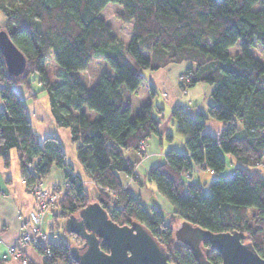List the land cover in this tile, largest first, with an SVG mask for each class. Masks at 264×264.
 <instances>
[{"label": "trees", "instance_id": "trees-1", "mask_svg": "<svg viewBox=\"0 0 264 264\" xmlns=\"http://www.w3.org/2000/svg\"><path fill=\"white\" fill-rule=\"evenodd\" d=\"M109 4L120 7V21L132 24L127 44L102 17ZM0 13V34L23 57H6L0 45V159L9 167L11 151H18L27 187L42 182L53 167L64 170L67 188L56 216L66 220L98 202L113 222L144 226L174 264H197L189 247L175 239L182 222L212 233L238 231L264 258V61L252 54L257 44L264 50V0H0ZM237 45L240 52L231 56L229 49ZM51 54L61 72L54 82L45 67ZM95 58L104 59L114 75L101 74L88 90L81 76ZM183 62L192 67L182 75V91L210 85L213 104L207 112L194 113L182 104L172 108L187 154L171 149L147 173L174 209L167 220L156 206L145 208L121 178L136 179L126 153L143 154L141 145L161 136L163 109L149 103L132 119L125 95L138 91L143 71ZM34 75L40 91L48 94L55 122L69 130L86 177L98 188L95 198L73 174L60 140L41 141L33 132L16 88L31 90ZM86 109L97 116L90 119ZM209 118L223 123L218 135L207 130ZM222 153L235 161L230 176L223 175L227 162ZM194 166L217 175L208 189L194 180L195 174L185 177ZM68 235L72 243L58 235L36 248L43 264H78L71 248L82 245V239ZM203 250L212 264L222 263L209 243Z\"/></svg>", "mask_w": 264, "mask_h": 264}, {"label": "crops", "instance_id": "crops-1", "mask_svg": "<svg viewBox=\"0 0 264 264\" xmlns=\"http://www.w3.org/2000/svg\"><path fill=\"white\" fill-rule=\"evenodd\" d=\"M120 8V7H119ZM3 22V19H2ZM259 48V52L264 54V50L260 44L252 50V54L262 60L260 55L255 51ZM240 52V46L237 45L229 49V54L235 56ZM192 67L190 62L178 64H169L158 70L143 71L144 80L135 94L126 93V106L131 109V118L134 119L138 111L146 104L152 103L154 108H162L159 115L161 123L159 131L161 136H151L145 144L144 150L138 152L130 150L126 153L127 158L135 164L134 180L128 176H122V183L125 189L142 202L145 208L156 206L164 212H174L171 204L153 188L151 182L147 178L150 168L162 164L166 153L171 149H176L187 154L185 146V138L177 132L175 121L171 117L172 108L176 104H182L189 107L192 112H207L208 108L213 104L211 97L212 86L207 84H198L186 91L181 89V75ZM151 88L154 89L152 94ZM37 93L36 97L33 94ZM22 97L27 105V114L30 118L33 132L42 141L46 137L56 136L66 153V160L73 169V174L82 178L83 184L87 190L89 188H97L95 184L85 175L82 165L77 160L75 145L71 142L70 132L66 128L59 127L51 114V107L48 94L40 89L36 92ZM3 100L0 97V108H3ZM157 112V111H155ZM157 114V113H156ZM207 130L214 135H218L223 128V123L209 118L206 122ZM170 135L172 140H168ZM74 145V146H73ZM222 156L231 166V172L235 169V161L229 155ZM229 166V167H230ZM20 159L16 149L10 153V166L6 167L4 161L0 159V259L8 252L9 246L17 245L20 241L23 225L30 224L29 217L34 208V197L29 193L28 187L20 175ZM226 167V168H227ZM213 174L211 171H209ZM85 180H89L93 185H87ZM194 180L201 182L200 176H195ZM66 182L65 172L63 169L53 167L50 174L43 179L42 187L45 190L53 191L63 186ZM90 191V190H89ZM96 197L95 195L93 196ZM58 211L55 212V216ZM60 219L58 216L48 218L46 220V230L48 240L56 238L58 235L66 239L68 235L64 227H60ZM62 220V219H61ZM61 234V235H60ZM69 243L73 242L72 238L66 239ZM26 256L33 264H43L42 257L39 255L35 247H28ZM18 260L10 258L6 264ZM11 261V262H10Z\"/></svg>", "mask_w": 264, "mask_h": 264}, {"label": "water", "instance_id": "water-1", "mask_svg": "<svg viewBox=\"0 0 264 264\" xmlns=\"http://www.w3.org/2000/svg\"><path fill=\"white\" fill-rule=\"evenodd\" d=\"M0 45L6 57L23 59L5 33L0 34ZM64 230L83 240L82 245L71 248L78 264H174L144 226L137 221L130 225L113 222L98 202L88 204L66 219ZM174 236L189 247L197 264H212L203 250L205 243L221 254L220 264H264V258L253 244L245 241V236L238 231L212 233L182 222Z\"/></svg>", "mask_w": 264, "mask_h": 264}, {"label": "rangeland", "instance_id": "rangeland-1", "mask_svg": "<svg viewBox=\"0 0 264 264\" xmlns=\"http://www.w3.org/2000/svg\"><path fill=\"white\" fill-rule=\"evenodd\" d=\"M119 11H120L119 6H117L115 4H109L107 6V8L103 11L102 17L111 26V28L113 30V33L115 35H117L118 38L122 42L127 44L130 41L131 36H132V24H124L122 21H120L119 18L117 17V14L119 13ZM2 19H3V16L0 13V24H2ZM255 53L257 55H260L262 60L264 61V54H261L259 52V48L255 51ZM45 67H46L47 77L49 78V80H51L53 82L55 80H59V74L61 72L59 71V68H58L57 64L55 63V61H54L53 54H51V57L46 60ZM103 73H108L110 75H114V70L104 61V59L95 58L90 63L89 68L87 69V71H84L82 73V76H81L82 83L85 85V87L88 90H90L92 88V86L100 79V76ZM182 75H181V78H180L181 80H182ZM30 80H34V81H32V84H31L32 85L31 90H29L28 88H26L25 86H22V85H19L16 88L17 91L21 95H22V92L25 93V95L26 94L29 95V93H31V92L35 93L36 91H38L41 88V84L38 82L37 75H34L33 77H31ZM86 112H87L88 117L90 119H92L93 118L92 116H94V115L97 116L96 112H94V111H90V110L86 109ZM89 113H91V114H89ZM144 147H145V145H144ZM144 147L141 146V151L144 150ZM229 166L230 165H228V167L226 168V170L223 173V175L230 176V174L232 172L230 171L231 170L230 169L231 166L230 167ZM261 171H264V165L261 166ZM197 175L201 177V183L207 185V189H208L209 184L214 179L217 178V175L211 174L208 170H199V171L195 172V176H197ZM85 183H86V186L87 185H93L92 182H90L89 180H85ZM151 185H152L153 188H156L154 183L151 182ZM56 190H58V189L56 188L53 191H56ZM89 190H87V191H88L90 197H93L94 195L97 196L98 193H99L98 188H91V189L89 188ZM29 193L32 194L30 191H29ZM148 210L149 211L151 210L150 206L148 207ZM250 213H252V212H250ZM173 215H174L173 212H171V213L164 212V216L166 217L167 220L172 219L171 217H173ZM58 217L62 219V220L60 219V227L62 228V227H64V224H65L66 220L63 219L60 216H58ZM69 238H72V236L71 235H66V239H69ZM11 264H19V263L14 262V260H13L11 262Z\"/></svg>", "mask_w": 264, "mask_h": 264}, {"label": "built area", "instance_id": "built-area-1", "mask_svg": "<svg viewBox=\"0 0 264 264\" xmlns=\"http://www.w3.org/2000/svg\"><path fill=\"white\" fill-rule=\"evenodd\" d=\"M144 145L145 143L141 146L144 147ZM197 171H199V166H194L192 172L185 173V177H193ZM66 188L64 184L56 191H48L42 187L41 182H36L28 187V191L34 196V208L29 217L30 224L23 225L19 243L9 246L8 252L2 256L3 260L14 258L21 264H29V259L26 256L27 248L30 246L40 247L43 242L48 240L49 235L45 227L46 220L55 217L58 203L64 196Z\"/></svg>", "mask_w": 264, "mask_h": 264}, {"label": "flooded vegetation", "instance_id": "flooded-vegetation-1", "mask_svg": "<svg viewBox=\"0 0 264 264\" xmlns=\"http://www.w3.org/2000/svg\"><path fill=\"white\" fill-rule=\"evenodd\" d=\"M76 236V235H75ZM78 237V236H77ZM82 243H83V240H82Z\"/></svg>", "mask_w": 264, "mask_h": 264}]
</instances>
